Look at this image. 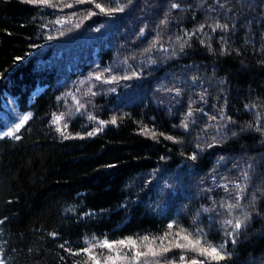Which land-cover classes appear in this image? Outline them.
<instances>
[{
    "label": "trees",
    "instance_id": "16d2710c",
    "mask_svg": "<svg viewBox=\"0 0 264 264\" xmlns=\"http://www.w3.org/2000/svg\"><path fill=\"white\" fill-rule=\"evenodd\" d=\"M173 2L181 7L171 9ZM52 3L57 6L0 0V130L6 126L5 117H11V102L21 114L32 113L18 133L20 140L0 139V259L6 264H85L86 254L72 256L59 245L68 241L65 248L75 252L96 244L94 251L103 257L107 249L98 245L105 235L109 240L132 236L144 250L146 243L158 247L159 240L151 238L166 232L174 237L181 228L208 231V213H201L198 224L192 223L201 208L212 207L213 199L217 204L235 203L234 188L230 186L229 200L225 190L216 187L223 183L219 177L236 179L251 164L253 178L241 203L249 204L255 193L260 215L253 216L235 249L228 245V251L235 252L228 264H264V135L247 128L249 123L255 126L257 112L264 123V0H134V8L114 17L95 8V3L108 6L109 0ZM90 10L96 15L85 19ZM165 12L171 23L157 28ZM217 21L236 27L212 33L208 25ZM146 24V36L137 39ZM200 24L205 27L195 37L183 35ZM157 31L168 52L157 47L144 53ZM221 35L227 40L226 55L220 54ZM177 36L189 40L190 46L173 57ZM201 39L214 51L209 52ZM149 59L155 62L150 64ZM105 68L113 71L106 73ZM131 71L141 75L113 83L90 76L101 72L107 79ZM193 76L199 77L195 86ZM174 87L182 89L181 96L167 91ZM89 88L95 96L85 95ZM205 89L206 103L199 99ZM71 94L85 104L80 113L62 111L72 102ZM163 98L167 104L161 106L157 100ZM190 99L194 110L203 108L207 115L197 112L195 125L185 132L179 125ZM246 104L258 107L246 109ZM221 107L235 123L228 129L227 142L208 148L215 133L209 130L205 135L202 129L217 124L208 117ZM54 113H63L59 123H52ZM89 113L97 119L90 120ZM113 116L118 118L116 124L110 123ZM99 120L109 123L100 125ZM65 124L67 139L56 131ZM97 127L101 131L89 137L87 133ZM233 131L238 135L232 137ZM169 135L183 143L165 139ZM197 143L204 151L197 149ZM193 151L198 154L196 162L186 158ZM220 157L224 159L217 163ZM153 169H161L163 176L151 191L142 192ZM165 182L172 188H164ZM129 186L132 199L136 194L140 199L121 209L119 205L129 198ZM207 188L215 190L206 194ZM89 211L93 215H83ZM227 218L222 209L214 217ZM173 220L177 224L168 229ZM218 226L213 225L207 237L216 245L223 241ZM53 231L56 237L49 235ZM145 235L150 238L147 242L140 239ZM181 252L173 249L167 260L182 264ZM185 256L192 259L196 253ZM149 262L155 264L154 258Z\"/></svg>",
    "mask_w": 264,
    "mask_h": 264
},
{
    "label": "snow or ice",
    "instance_id": "6c2138e0",
    "mask_svg": "<svg viewBox=\"0 0 264 264\" xmlns=\"http://www.w3.org/2000/svg\"><path fill=\"white\" fill-rule=\"evenodd\" d=\"M23 2L28 3L33 6H48V7H56V4L52 3V0H23ZM85 0H76V3H83ZM89 4L93 3V0H87ZM112 3H115V7H112ZM67 7H71L72 5H66ZM136 5L134 3V0H126V3H120V0H109L108 6H105L101 3H95V8L99 10L100 14H103L108 17H114L117 13H123L126 12L132 8H134ZM181 7L178 3H171L170 8L171 9H179ZM220 8H224V4L219 5ZM214 10V9H211ZM96 15L93 11H88L87 16H85V19H88L92 16ZM57 23H60L59 20L56 21ZM171 21L169 19V13H164V18L160 20L159 25L157 28H159L160 25H164L165 27L170 24ZM79 25H77L78 27ZM43 27V25H41ZM148 25L146 24L144 27H141L139 30V33L137 34V39L144 38L146 36V28ZM205 25L200 24L197 28H194L191 32H188L187 30L184 31L183 35L187 36L189 38L195 37L197 33L201 32L204 29ZM208 27L211 29L212 33H215L217 30H220L222 33H228L235 29L236 25L232 24L229 25L228 23H220L215 22L214 24L208 25ZM96 31H99V28L95 29ZM63 35V33H61ZM49 40L53 39V37L49 36L47 37ZM209 39H212V37H209ZM176 40L178 42V51L176 49H173L171 52V56L175 57L178 54H183L186 46H190L189 40L182 39L181 36H177ZM200 43L207 47L209 52H213L214 49L212 47L211 43L205 42V40L201 39ZM227 40L224 35H221L220 37V54L226 55L228 54V49L226 47ZM31 47L35 48L38 47L37 45L33 44ZM159 48V50L163 52H168L167 48H164L163 44L160 43V32L157 31L156 36L154 39L150 42V45L148 48H145L143 50L144 53H149L153 49ZM17 61L23 59L22 57H16ZM132 59H135L133 56ZM150 64L154 63L155 61L149 59L148 61ZM123 63H128V58H125ZM187 68V66H185ZM129 68H131V65H129ZM113 69L111 68H105L104 72L111 73ZM141 73L137 71H131V75H124L123 77H117L115 75H110L107 79L103 78V74L101 72H95L90 73V76H94L95 80L101 81L104 80L105 83H113L118 82L120 79L123 80H130L134 77L140 76ZM3 78V74L0 73V79ZM192 85L195 86L197 82L199 81V77L193 76L191 78ZM83 83V81H81ZM224 81H221V84H223ZM115 88H112L111 91H115ZM169 92H174L176 96L182 95V89L180 87H174L172 89H168ZM65 95V94H62ZM85 95L95 96L96 93L92 92L91 88H89L88 92L85 93ZM209 93L207 90H203L199 94V99L202 102H207V97ZM73 100L75 101L76 108L75 111L77 113H80L81 109L85 108V104L81 103L80 100L73 96ZM61 97H57V100H60ZM194 101L191 99L189 100V107L186 113H184L183 118L181 119L179 127L183 128L185 132H189L190 130V124L195 125V119L196 113H202L204 115H207V113L204 112L203 108L193 109L192 104ZM225 104H227V100H225ZM214 108H216V105H213ZM258 106L256 104L245 105L246 109H255ZM32 117L31 112H25L22 115L18 116V119L15 122H12L9 126H7L6 130H0V139L10 138L12 140H20L21 137L18 135L19 131L26 125V123L30 120ZM88 118L90 120H96L97 117L89 113ZM63 119V113L60 115L53 114L52 123H58ZM208 119L210 121H217L216 125H205L204 129L202 131L206 135L209 130L213 131L215 134L212 136V143L208 144L207 147L211 148L213 146L219 145L222 142H227L228 140V129L231 127L232 124L235 123L233 121L231 116H227L224 109L218 108L216 115L209 116ZM118 118L116 116H113L110 123L116 124ZM106 123H109V121L105 120H99L100 125H105ZM173 127H177L176 125H173ZM67 128V125L63 126H57L56 131L61 134V136L64 139H67L68 136L65 135L64 129ZM248 129H255L256 132L261 133L264 135V123H261V114L259 112L256 113V124L255 126L252 123H249L247 125ZM242 131L244 129H241ZM101 131L100 127H97L93 129V131H90L87 133L89 137L95 135L97 132ZM143 131V129H142ZM153 139H156V133L153 132ZM160 135H164L163 133H160ZM238 133L233 131L231 132V136L235 137ZM219 137V139L217 138ZM165 139L172 141L173 143H183L182 140L177 139L171 135L166 136ZM197 140H199V134L197 135ZM197 149H199L201 152L204 151V148L201 147L199 143L196 145ZM183 156L184 153H181ZM188 160L192 162H196L198 159V154L196 151H193L191 154H189L186 157ZM161 160H165V156L160 157ZM224 157H220L217 163L222 161ZM108 167H115V165H108ZM252 165L249 164L246 169L241 171L238 178L233 179L231 177H219L223 183L217 184V188H223L225 190V193L228 194L229 200L232 198V194L230 191L231 188H234L235 191V203L232 202H225L224 200H221L219 204L215 201V199L212 200V207H202L200 212L197 213L196 217L193 218V225L199 223V217L201 213H208L209 214V228L208 231H206L204 228H196L194 232H189L187 229L181 228L179 232H176L174 234L170 232H166L163 237H152V241L155 242L159 240L158 247H154L153 243H146V251L143 250L138 240L132 236L123 237L119 240H109L107 236L105 235V238L99 243V247L101 249H107L109 252V255L107 256H101L100 254L96 253L94 249L97 247L96 244H90L87 247H80L75 252L72 251L70 248H65V244L68 243V241H65V243L60 244L59 247L61 249H64L66 252L69 253V255L72 256H79L81 254H86L88 257V260L85 262V264H150L149 257L154 258L155 264H160V261H166V264H175V261H169L167 260V254L171 253L173 249H179L182 250L181 255L179 257V260L182 262H185L186 256L185 253H196V257H193L192 259L187 261V264H228L229 261L232 260L233 256L235 255L234 251H228V245L231 244L233 249L236 248V246L240 243V237L243 235V230L246 229L252 219L253 216L260 215L259 211L256 208V200L257 196L255 193L252 194L251 201L249 204H242L241 200L245 198L246 196V190L250 186V181L252 180ZM234 168H238V165H234ZM163 173L161 169H153L152 173L150 174V179L144 181V186L141 189V191H151V186L154 182H157V178H162ZM213 180H217V176H213ZM203 183V181H201ZM164 188H172V185L165 182L163 185ZM214 188H207L205 189V193L213 192ZM133 193L131 192V186H129V198L126 203H123L119 205L121 209L128 207L130 204H134L137 200L140 199L139 194H136V200L132 199ZM221 209L223 210V214L226 215L228 218L223 219L221 221H217L214 219L215 216L221 215ZM67 211H73V209L69 208ZM103 211V210H101ZM84 216H91L93 213L91 211L87 213H83ZM2 222V221H0ZM177 224V221H170L167 225L168 229H172L174 225ZM219 225L216 228L217 232L223 231V241L219 245H216L214 242L207 239L211 227L213 225ZM50 236L56 237L58 235L57 232L53 231L49 233ZM142 239L144 242L149 241V236L145 235ZM167 240V245H165L164 241ZM85 243H88L87 239H85ZM31 251V249H29ZM115 253V254H113ZM64 257H61V260H63ZM0 264H6L4 259H0Z\"/></svg>",
    "mask_w": 264,
    "mask_h": 264
},
{
    "label": "rangeland",
    "instance_id": "374dc122",
    "mask_svg": "<svg viewBox=\"0 0 264 264\" xmlns=\"http://www.w3.org/2000/svg\"><path fill=\"white\" fill-rule=\"evenodd\" d=\"M83 85V84H82ZM93 85H94V83H92L91 84V87H93ZM75 87H78V83H76L75 84ZM79 88V87H78ZM106 88H104V90H105ZM79 91H80V88L78 89ZM74 95L73 94H71L70 95V98H72ZM158 101V103H159V105H161V106H163L165 103L167 104V102H166V100H164V98L163 99H159V100H157ZM65 108L62 110L64 113H66V114H69L70 113V115L71 114H73V113H75L76 111H75V108H76V104H75V101L74 100H72V102L71 103H67V105L66 106H64ZM19 115H22L20 112H18V110H17V108H16V106L11 102V104H10V118L8 117V116H6L5 117V120H6V126H5V128H4V130H6V128H7V126H9L12 122H15L17 119H18V116ZM59 123V122H58ZM145 251L147 250L146 249V247H145V249H144ZM113 254H115V253H113ZM106 255H109V253H108V250L106 251ZM167 259H169V258H167ZM188 260H190V258L189 257H186V260H185V262H183V263H187V261ZM161 263H163V262H161Z\"/></svg>",
    "mask_w": 264,
    "mask_h": 264
}]
</instances>
